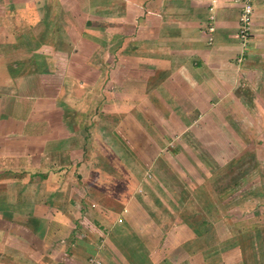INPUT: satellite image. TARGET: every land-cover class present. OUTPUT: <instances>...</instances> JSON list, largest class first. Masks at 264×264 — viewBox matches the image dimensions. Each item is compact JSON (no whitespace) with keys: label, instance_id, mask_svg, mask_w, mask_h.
I'll return each mask as SVG.
<instances>
[{"label":"crops","instance_id":"1","mask_svg":"<svg viewBox=\"0 0 264 264\" xmlns=\"http://www.w3.org/2000/svg\"><path fill=\"white\" fill-rule=\"evenodd\" d=\"M242 5L0 0V264H264V0L248 43Z\"/></svg>","mask_w":264,"mask_h":264},{"label":"rangeland","instance_id":"2","mask_svg":"<svg viewBox=\"0 0 264 264\" xmlns=\"http://www.w3.org/2000/svg\"><path fill=\"white\" fill-rule=\"evenodd\" d=\"M201 151H203V150H201ZM202 153H205L204 151L202 152ZM201 153V154H202ZM249 164H250V162H249ZM245 166V165H244ZM244 166H240V165H236L235 166V168L233 167L231 170H226L225 171V169L224 168H222V167H217L216 168V171H215V185H216V187H217V192L219 191L220 192V196H222L223 194H222V189L224 188V187H226L227 185H229L230 184V182H232L231 180H233V181H235V180H237L238 179V177H239V175H240V173H241V171H243V167ZM249 166V165H248ZM246 168V167H245ZM171 169H173V168H170V166L168 167V173L169 174H171L172 175V173L173 172H171ZM175 174H173L172 176L173 177H175L174 176ZM227 176V177H226ZM229 176H231V177H229ZM214 178V177H213ZM212 179V178H211ZM159 180V179H158ZM211 183H212V181H211ZM210 183V184H211ZM159 185H160V183H159ZM157 186H158V183H157ZM210 188V187H209ZM201 189V191H205V190H207V186H204L203 188L201 187L200 188ZM157 194V193H156ZM188 196V200H189V202H195V203H197L196 204V208H198V209H201V206H200V204H199V202H198V200H197V198L195 197V200L192 198V196L189 194V195H187ZM186 196V197H187ZM218 196V195H217ZM166 198H167V201H174L175 200V195L173 194V193H170V194H168L167 196H166ZM153 201H151V203H152ZM196 210V209H195ZM78 215V214H77ZM200 215H202V211H200ZM209 220H210V223L211 222H214V218L212 217V216H209ZM223 217H222V215H221V217H216L215 218V223H216V232L217 233H223L224 232V230H225V232H228V228H224V225H223ZM226 223L227 224H229V221H226ZM125 244H127V242H125ZM93 264H95V259L93 260ZM97 264V263H96Z\"/></svg>","mask_w":264,"mask_h":264},{"label":"built area","instance_id":"3","mask_svg":"<svg viewBox=\"0 0 264 264\" xmlns=\"http://www.w3.org/2000/svg\"><path fill=\"white\" fill-rule=\"evenodd\" d=\"M257 0H242V14L240 17V28H239V37L244 43H248L252 34V21L255 11V3ZM210 20L213 21V16L210 17ZM210 30L213 31L214 27L211 26ZM122 222V220H120ZM93 263V260H92ZM99 264L98 261H95V264Z\"/></svg>","mask_w":264,"mask_h":264}]
</instances>
